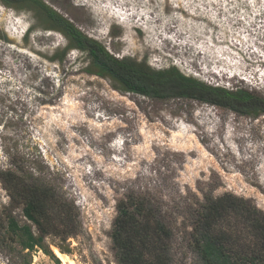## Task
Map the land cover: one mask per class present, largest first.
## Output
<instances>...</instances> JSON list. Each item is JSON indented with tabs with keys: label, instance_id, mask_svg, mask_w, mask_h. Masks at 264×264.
Instances as JSON below:
<instances>
[{
	"label": "rangeland",
	"instance_id": "374dc122",
	"mask_svg": "<svg viewBox=\"0 0 264 264\" xmlns=\"http://www.w3.org/2000/svg\"><path fill=\"white\" fill-rule=\"evenodd\" d=\"M42 1L118 58L264 97V0ZM51 25L34 6L0 1V168L14 156L43 167L73 203L78 235L47 237L52 256L22 251L8 217L30 223L0 182V264H63L58 245L74 264H117V201L162 180L168 201L212 184L264 211V115L122 93L86 72V53L59 61L68 40ZM173 246L177 264H193L187 239Z\"/></svg>",
	"mask_w": 264,
	"mask_h": 264
},
{
	"label": "trees",
	"instance_id": "16d2710c",
	"mask_svg": "<svg viewBox=\"0 0 264 264\" xmlns=\"http://www.w3.org/2000/svg\"><path fill=\"white\" fill-rule=\"evenodd\" d=\"M0 1L34 6L66 34L70 45L59 61L72 48L86 53V72L110 81L122 93L161 101H198L254 119L264 115V97L256 92L237 86L231 90L208 85L174 66L155 70L145 62L118 58L42 0ZM16 159L14 156L6 168H0V182L15 207L23 205V215L30 224L20 226L10 215L7 232L10 239L19 242L22 251L38 247L52 256L45 244L47 237L67 240L78 235L74 205L49 183L43 167L34 166L35 161ZM165 184L169 187L167 180H162L143 191L129 190L117 201L111 233L117 264H177L173 244L179 239H187L188 250L194 254L193 264H264V211L252 200L232 193L215 196L217 187L209 184L199 189L201 197L195 193L181 196L177 190L168 201L161 194ZM175 195L176 202L171 199ZM61 223L65 230L59 227ZM57 248L67 253L61 246Z\"/></svg>",
	"mask_w": 264,
	"mask_h": 264
},
{
	"label": "bare ground",
	"instance_id": "6f19581e",
	"mask_svg": "<svg viewBox=\"0 0 264 264\" xmlns=\"http://www.w3.org/2000/svg\"><path fill=\"white\" fill-rule=\"evenodd\" d=\"M54 252L63 264H74L66 255L62 254L57 248L54 249Z\"/></svg>",
	"mask_w": 264,
	"mask_h": 264
},
{
	"label": "flooded vegetation",
	"instance_id": "af4514ba",
	"mask_svg": "<svg viewBox=\"0 0 264 264\" xmlns=\"http://www.w3.org/2000/svg\"><path fill=\"white\" fill-rule=\"evenodd\" d=\"M69 22H70V21H69ZM71 24H72V23H71ZM74 26H75V25H74ZM75 27H76V26H75ZM50 29H52V30H57V31L63 33V35L66 37V34L61 30L60 26L57 25L56 23L53 22V25H51ZM66 38H67V37H66ZM67 40H68V39H67ZM68 45H70V44H69V41H68Z\"/></svg>",
	"mask_w": 264,
	"mask_h": 264
}]
</instances>
